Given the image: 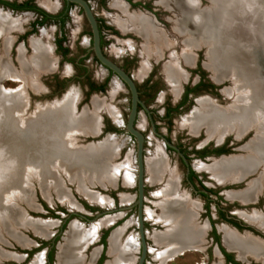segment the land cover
Instances as JSON below:
<instances>
[{"label":"rangeland","instance_id":"rangeland-1","mask_svg":"<svg viewBox=\"0 0 264 264\" xmlns=\"http://www.w3.org/2000/svg\"><path fill=\"white\" fill-rule=\"evenodd\" d=\"M48 1L54 3V7H57L56 10L61 7V0ZM88 1L92 7L93 12L98 16H103L106 22L110 23L111 19H118L116 22H120V20L123 19L121 13H119L113 7L105 9L104 6H102L96 0ZM141 1H144L145 4L148 6V9H152L155 13L156 19L158 21L156 23V27L161 30L158 31L159 33L156 31V34L164 37L165 41L173 42L175 44V53L180 54V52L183 51V42L186 35L177 33L174 29L175 24L172 29L173 15L170 9L163 5H159L157 3V0ZM34 2L38 7L43 10L52 11L44 7L41 4V0H34ZM199 5L207 6L208 4L206 0H201V2H199ZM70 12V16L66 20L64 27V34L66 38L64 45L69 49V59H60L59 54L54 51L52 39L54 36V32L57 29L55 25L53 23H49L44 27L45 31L47 32V42L49 45L50 58L51 60H54V65L52 69L42 72L36 77V84L38 86L40 85L39 87L37 86L36 89H33L27 87L24 80L20 78L13 79V77L11 76L0 75L1 89H4V91L6 92H8V89L10 88L14 91H17L19 89L17 92H15V94H22L21 98L24 99V106L18 113L20 115L23 114L19 116L20 119L25 121V123L22 124L18 122L19 124L17 123L18 126H16L13 124V120L8 119L7 117L5 118V115L0 113V116H3V119H6L3 121V131L12 132V137H10V134L5 135V133L3 134V131L0 130V149L3 150L5 155L7 154L4 148L9 145L8 139L10 138V149L13 150L15 146V143H12L14 137L13 131L17 129L16 133H19L18 131L22 132L27 130L28 122L30 119H33V117L35 116V112L37 114L38 111L46 109L54 111L55 109H57L55 107H57L58 102L63 100L65 97L70 98L74 96L77 109L75 115L77 116L82 114L83 112L88 113L86 114L88 116L90 112L94 111V104L98 107L97 110H95V112H97V115L95 116L99 117V124H97V128H99L100 133L97 136H90L89 133H86V135H84L83 133H77L74 135L75 139L72 142L73 144L71 146H68L70 148H74L76 146H82L89 142L99 141L104 137H110L109 141L112 142L113 147V155L110 160L115 166H117L118 171L116 172L114 176L115 178L111 183H101L99 182L98 176L103 173H98V166H95L93 168H87L84 165L81 166L77 164H69L66 165L67 167H65L58 161V164H56V162H54V164H49V173L46 174L45 177H41L39 176V174L37 175V173H39L38 169H35L33 166L27 165V172H25L26 175L25 177H23V180L21 182L22 186H19L20 189L11 188L1 194L3 197L1 198L2 203H4V205L6 206H4L3 209H0V264H32V262L36 260V258L39 260L38 264H40V262L42 261V252L45 250V247H38L36 246V244H38L41 240H47L49 237H51V235L56 233L63 218H66L67 225L64 226L63 232L62 234H60L57 246L59 243L62 242L60 239H63L64 234L67 232V228L69 230L70 225L74 222L79 223L80 226L84 230H86L93 224H101L104 221L110 220L105 225L99 226V228L97 229V239L92 241V243H90L82 250V259L85 264L89 262V254L91 250L94 249L93 252L96 251V253H99L101 251V244L99 238L101 237V234L104 231L112 228L113 226L114 230L111 232V234L115 230L123 228V233H121L120 238L124 240L128 236H133V238L137 241L138 245L135 208L134 206H128L133 203L136 194L134 162L135 142L133 137L127 136V133L123 129V123L125 121L129 106L128 93L125 87L117 79H115L113 75L109 74L106 69L101 67L92 59L91 53H87V56L81 62L86 67L85 75H83L84 71L79 66H76L74 64V61L77 60V58H79L80 56H84L83 54L85 51H89V27L85 19L83 18V14L78 10L77 7H72ZM23 15L26 14L15 12L13 15L10 16L18 18ZM33 18L34 16L27 15L26 20L23 21L20 25L21 28L10 32L11 40L4 56H6L7 60L15 70H19V52L22 50L24 57L28 60L33 51L30 45L31 40L34 38L41 37L40 31V33L34 32L32 34L27 35L24 40L18 38V36L24 31L29 30V22L32 21ZM123 22H130V18L128 15L126 20H123ZM173 30L177 35L173 33ZM123 37L124 36L121 35L110 36L108 34H105L103 37L104 41L102 44V50L107 56L112 59H115V61H117L118 63H121L124 58L130 60L129 57L131 56L128 55L127 52V48H129V46L126 45L127 39ZM130 39V41H132L135 46V50L138 51L140 54L136 52L138 55L134 56V58L132 59L135 62H130L128 65H126V68L127 71L132 75L137 86L139 87V90L141 91V99L145 102V105L148 107V109L152 110L155 114L154 120L157 124V132L163 135L165 134L172 142H178L179 144H182L184 147L188 148H196L202 145H212L213 143H217L214 138H207L205 129L203 127L198 129V131L196 132H191L188 128L179 126L180 118L187 115L188 113H190L191 110L195 108L196 104L193 102L189 103V105L185 108H181L178 112L172 114L168 119H162L164 107L173 105L177 99V90L175 92L171 90V86L167 83L168 80L167 78H165L166 76L164 75L160 67V63L162 64L170 60L168 58L169 51L165 49H162L160 51L163 54L161 62H159L157 65H154V68L152 70V84H149V86H143L142 80L144 73L140 72L141 66L139 63L143 61L142 57H145L143 51L145 46L149 48V56L155 58L157 54L155 53L157 51H154L155 40L150 37L144 38L137 35L132 36V38ZM192 53V62H194L193 68L195 67L196 63H199L203 67L200 69L202 70L206 79L211 78L210 71L204 65V62L206 61V50L203 49V47H196L192 50ZM1 60L2 51L0 38V64ZM180 65L181 68L185 67L182 66V64ZM53 75H55L59 80L67 78L70 80L61 89L54 83L52 79ZM195 78L196 75L191 74L189 81H194ZM105 79L107 83L102 92H87L86 83L88 80L95 83H99ZM184 85L179 84L180 87L178 86V88H182L184 87ZM229 86H231V82L229 79H225L220 84L215 85L216 90L212 92V101H214L219 106H224L228 104L230 100L225 99L223 89ZM62 94L63 96L60 98ZM203 95H205V93L198 92L196 94V96L201 97ZM198 98L200 97H197V99ZM111 111L116 114L117 119L119 121H117V119L114 120ZM115 122L117 124L118 122H121L120 126H115ZM148 122L149 121L145 116L144 112L139 109L137 112V116L134 120V124L135 127L144 136L143 156L146 160L149 155V152L155 149L157 145L160 148V151L163 154L164 158L166 159L169 169H173L175 171L178 189L183 192L186 195L187 199L190 200V202H192L196 206L193 209L195 212L193 223L195 225L198 224L197 226L203 227V231L200 236L203 242L202 245H200V250L204 252V250L206 249V245L210 244V241L207 239L210 237V228L207 225L206 214L200 210V206L203 203V199L198 195L190 193V190L183 179L185 171L183 165L180 163V161L173 152L164 149L162 139L155 137V135L151 132V128ZM54 123L55 122H53V124ZM106 123L107 126H109V128L113 130L103 131V128L106 126ZM48 135L49 137H51L49 133ZM252 136V131L246 132V134L242 136L243 142H248L249 139L252 138ZM223 138H225V141L229 143L230 147L228 153H225L224 156L231 157L243 154V149L241 148L242 145L239 146L241 142L239 145L238 143H235L238 138H236L232 133L225 134L222 139ZM66 139L68 140V136ZM245 144L246 143H244V145ZM238 146L239 149L241 148L240 150L238 149ZM63 155L61 154V158L65 159ZM218 160L219 157L212 155L209 156L208 160L204 161L202 159H195L194 156H191L190 163L193 169L198 174H201L202 177H209L208 179H204L205 184L213 186L214 188L220 187L219 189H223L222 192L224 195V199L223 202L220 203V207H225V214L227 216L233 217L235 221H238L240 223L248 222L242 218L241 214L243 212H261L260 207H255L251 204H237L238 201L234 200V198H238L229 196L228 192H238L245 189L252 180L258 178V176L263 171V168L258 167L253 173H249L247 174V176L245 175V178H239L241 179L240 182H228L223 186H220L218 185L219 182L211 176V173L202 168V166L210 165ZM36 161L39 165L38 160ZM106 161L107 160L102 161L103 163H101V165L103 167L107 166L108 163ZM125 164H127V168H129V170H125L124 168H122ZM10 167L11 166H8L7 168ZM120 167L122 169H120ZM0 169V176L2 175V177H0L1 184L8 178L4 177L8 174H3V165L1 162ZM126 172H128V176L131 177L128 183H125L123 180V178L127 174ZM147 177L148 176L145 170L143 217L145 240L148 251L146 253L144 261L145 264H159L158 261L153 258V251L159 247L155 244L153 240V235L154 233L163 231L164 226L160 222H156L154 220L155 215L160 213V209L155 206V198L153 195L158 185L150 183ZM82 188H85L88 192H91L94 195L103 197L106 200V203L99 204L88 200L85 195L80 193V189ZM238 200L241 203L253 201H242L240 199ZM261 203H264V196L261 197ZM83 204H89L92 205V207H94V205H97L100 209H109L111 207H115L116 204L118 206L128 207L126 209H121L118 212L111 211L109 213L93 216V213L86 209ZM196 209L197 211H195ZM70 212L86 215L89 219L84 220L78 216L71 215ZM209 216L212 218V222L216 230L221 232L222 237V228L223 226H226L232 231L236 232L238 235L250 237L252 239H256L259 242L264 243V237H261L256 232L250 231V229H235L229 223L223 221V219H221V217H219L216 211H214L213 209L210 211ZM35 222L46 223L47 229L44 232V235L38 234V232L33 229L32 225ZM254 226L258 227L257 225ZM260 229L262 230V228ZM111 234L110 236H108V248ZM223 243L225 244L224 239ZM28 250L30 252L27 253ZM138 252L139 250L137 246V248L132 251V259L129 264H136ZM229 253H231L234 257L236 256L240 263L264 264L263 260L256 259L251 255H246L244 258H241L236 250L235 252L232 251ZM199 254L200 253L183 251L182 255H178L177 257H175V255H171L168 258H172V260H164L161 261L160 264H191L192 261L198 258ZM107 255L108 250L106 249L104 261H109V255ZM219 259H222L221 256L215 253V251L213 250V253L209 257L207 264H215V262ZM53 262L54 264L56 263L55 258L53 259Z\"/></svg>","mask_w":264,"mask_h":264},{"label":"bare ground","instance_id":"bare-ground-1","mask_svg":"<svg viewBox=\"0 0 264 264\" xmlns=\"http://www.w3.org/2000/svg\"><path fill=\"white\" fill-rule=\"evenodd\" d=\"M162 2L164 4L173 3L176 15L174 29L177 33L186 35L183 52L181 51L184 60L189 61L190 55L188 54L196 47H205L206 65L212 71L213 77L218 81L229 79L231 82V86L223 89L225 99L230 100L228 104L218 106L208 98H200L198 106L180 118L179 126L186 127L191 132H196L203 127L207 138L212 137L216 141H220L228 133H232L236 138H241L246 132L252 131V138L242 147L243 154L221 157L218 161L202 166V168L209 171L218 182H222L226 179L242 178L253 173L258 167H262L263 171L258 178L252 180L245 189L228 192L229 196L237 197L242 201L254 200L258 194H264V0H208V5L203 8L199 6L197 0H162ZM41 4L47 9H52L54 6V3L48 0H41ZM112 4L121 9L118 2L113 1ZM128 16L131 23H117L122 27L136 24V27L140 28L139 30L147 38L155 40L154 51L160 52L162 49L169 51L170 60L164 66V71L171 90L175 92L180 81L184 78L174 62L175 44L165 41L164 37L157 35L155 27L147 18ZM26 18L27 14L14 18L8 12L0 10L2 51L0 75L11 76L13 79L20 78L24 80L27 87L36 89L38 86L36 77L40 73L52 69L54 65V60L50 58L47 32L42 30L41 37L31 40L30 45L33 52L28 60L24 57L23 52H19V70H15L4 56L11 40L10 32L20 29V25ZM143 51L146 55L149 54L147 46ZM145 61L141 65L140 72L142 73L147 69ZM1 90L3 94L0 93V113L5 115V118L13 120V124L16 126H18V122L25 123L20 119L23 114L18 113L24 106L22 94H8L14 92L11 88L8 89V92L4 89ZM74 98V96L62 98L63 100L58 102L55 107L57 109L54 111L46 109L38 111L37 114L35 112L33 119L28 122L27 130L16 133L17 129H14L12 143H15V146L13 151L9 152V147L4 148L7 153L5 155L0 149L2 172L8 174L4 177H9L10 180L15 178V181L18 180L17 177H25L26 166L32 159L38 160L39 165L36 164L38 167H33L38 169L37 175L42 177L45 155H47L45 147H49L51 141L54 143L53 147H59L57 153H60V157L61 154H64V158L69 161L74 157L78 162H88L98 166V173H103L98 176L99 182L111 183L113 181L118 170L110 160L113 155L111 141L105 140L98 146L89 144L83 148L76 145L74 148L69 147L73 144L75 134H94L98 124L97 116H95L97 115L95 110L98 107L94 104L95 109L88 116L86 112L77 116L71 107ZM111 113L116 120V114L113 111ZM0 118V130L3 131V121L6 119H3V116ZM117 121L119 120L117 119ZM51 122L55 123L51 124ZM55 141H58V145H62V147L56 145ZM37 144H42L39 152ZM105 160L108 164L103 167L101 163ZM23 161L27 163H23ZM144 163L148 181L158 185L153 195L155 206L160 209V213L155 215L154 220L160 222L164 226V230L153 235L155 244L159 246L153 251V258L160 264L176 251L199 245L203 227L193 223L195 213L193 209L196 206L178 189L176 173L173 169H169L168 163L157 145L149 152L146 160L144 158ZM8 166L11 167L7 168ZM122 168L129 170L127 164ZM122 168L120 167V169ZM126 173L123 180L128 183L131 177L128 176V172ZM11 183L12 181L4 187L0 184V201L3 198L1 194L13 188ZM80 193L90 201L99 204L106 203L103 197L94 195L85 188L80 189ZM3 208L4 205H0V209ZM241 216L248 223L257 225L259 229L264 230V212H243ZM108 221L110 220L101 224H93L86 230L77 222L71 224L63 243L58 247L56 264H85L82 259V250L97 239V229ZM32 227L40 235H44L47 229L44 222H35ZM122 231L123 228H120L112 234L110 233L107 264H129L132 259V251L137 248V241L133 236L122 240L120 238ZM222 231L225 244L229 248L235 249L241 258L251 255L264 261V243L238 235L226 226H223ZM95 254L96 251L93 252V256ZM38 262L39 260L36 258L32 264H38ZM215 264L218 263L215 262Z\"/></svg>","mask_w":264,"mask_h":264},{"label":"flooded vegetation","instance_id":"flooded-vegetation-1","mask_svg":"<svg viewBox=\"0 0 264 264\" xmlns=\"http://www.w3.org/2000/svg\"><path fill=\"white\" fill-rule=\"evenodd\" d=\"M3 1H6L8 3H14V4H20V3L27 1L28 4L33 5L38 10L42 11V13H39L34 9H14V8H11L10 6H6V5L0 3V10L8 12L9 15H13L15 12H20L21 14L26 13L27 15L34 16L33 20L29 22V30L24 31L22 34H20L18 36V38H20L21 40H24L27 35L32 34L34 32L40 33V31H41V33H42V30H45L44 27L47 24L53 23L55 25V27L57 28L54 32V36L52 39L54 51L59 54L60 59H63V60L69 59V57H68L69 49L64 45V42L66 39L65 34H64V27H65L66 20L70 16V13H71L70 10L72 7H77L78 10L81 12V9L78 6L71 4V3L66 4L63 0H61L62 3H61V7L59 9L56 10L57 7L53 6V8L50 9L52 11H46V10H43L40 7H38L35 4L34 0H22V1L3 0ZM86 1L88 2L89 6L92 10V7H91L89 1L88 0H86ZM96 1H98L102 6H104L105 9H107L109 7H113L119 13H121V16L123 17V19L120 20V22H122V23H123V20H126L127 15L142 16V17L147 18L150 21V23L155 27V31H157V32L161 31L158 27H156V23L158 21L156 19L154 11L152 9H148V6L145 4L144 1H141V0H96ZM113 1L118 2L121 6V9L114 7L112 5ZM197 1H198V4H199V2H201V0H197ZM206 2L208 4V0H206ZM157 3L159 5H163V6L166 5L165 7L170 9V11L173 15V19H172V29H173V26L175 24L174 19L176 16L173 3L170 2L169 4H164L162 2V0H157ZM205 6H201V7L203 8ZM92 13L96 19L97 27L99 30V45H100L101 51L103 52V54L105 56H107V55L102 50V44L104 41L103 37L105 34L106 35L108 34L110 36L121 35V36H124L123 38L127 39L126 45L129 46V48H127V52H128V55H131L129 57L130 60L124 58V60L121 63H118L117 61H115V59H112L109 56H107V57L110 58L112 61H114L118 66H120L132 78V80L136 86L137 92H138V98L145 105V102L141 99V91L139 90V87L137 86L132 75L127 71L126 65H128L130 62L134 61L132 59L134 58V56L138 55L136 53L138 51L135 50V46H134L133 42L130 41L131 40L130 38H132V36H134V35L144 37V38H147V37L141 32V30H139L140 28L138 29L136 27L137 25L134 23L131 26L122 27L116 22L118 19L117 20L111 19V21L109 23V22H106L104 20L103 16L96 15L93 12V10H92ZM83 18H84V16H83ZM173 33L176 34L174 30H173ZM88 42H89V47H90V32H89V41ZM23 44H24V41H23ZM89 47H88L89 51L88 52L85 51L83 54L84 56H80L79 58H77V60L74 61V64L76 66H79L84 71L83 75L86 74V67L81 62L87 56V53L92 54V51L89 49ZM174 47H175V45H174ZM63 48L67 49L66 54H62L61 50ZM204 48L205 47H203V49ZM182 52H180V54H176L174 51V54H175L174 62L177 65L178 69L181 71V73L184 75V78L180 81L179 84H183V85L185 84V85H184V87L177 89V99H176L175 103L173 105H169V106L164 107L163 113H162V116H163L162 119H168L172 114L178 112L181 108H185L191 102L195 103L196 106H198V99H200V98H208L211 100V102H213V104L218 105L214 101H212V98H211L212 92L216 90L215 85L220 84L221 82L224 81V79L218 81L213 77L212 71L206 65L207 58L205 56L206 61L204 62V65L211 73V78L206 79L205 75L203 74L202 70L200 69L203 67L199 63H196L195 67L193 68V64H194V62H192L193 53L191 52L188 54V55H190V59H189V61L186 62L183 58ZM162 54L163 53H161V52H157L155 58H153V57H150L149 54L145 55V53H144V56H145L144 58L146 60L145 64H146L147 69H145L146 71L143 72L144 73L143 80H142L143 86H149V84H152L151 83L152 82V74L151 73H152V70L154 68V65H157L159 62H161ZM167 57H168V55H167ZM144 58L142 57L143 61H141L139 63L140 66L143 64ZM168 58L170 59V57H168ZM92 59L96 63H98L95 60L93 55H92ZM167 63L168 62H164L162 64L160 63V67H161L162 72L164 73L165 76H166V73L164 71V66ZM180 64H182V66H185V67L181 68ZM108 72H109V74L113 75L112 72H110V71H108ZM191 74L196 75V78L194 79V81L193 80L189 81ZM52 79H53L54 83L56 84V86H59L61 89L70 80L68 78L59 80V79H57V77L55 75L52 76ZM106 83H107L106 79L103 80L102 82H99V83H95V82L88 80L86 83L87 92L88 93L102 92L104 90ZM100 85H103L102 91L97 90V87ZM198 92L205 93V95H203L202 97L196 96V94ZM127 93H128V91H127ZM128 97H129V94H128ZM197 97H200V98L197 99ZM146 108H147L149 114H147L139 105L137 106V112L139 109H141L144 112L145 116L147 117V119L149 121L148 122L149 125H150V120H149V117H150V119L153 123L154 129H155V132H156V133H153L155 135V137L160 138V139L163 138L164 140L168 141L170 144L174 145L177 148V151H175L174 149L168 147L162 139L164 149L173 152L176 155V157L178 158V160L180 161V163L183 165V167L185 169L183 179H184V182L186 183L187 187L189 188L190 193L194 194V195H198L199 197H201L203 199V203L200 206V208H201L200 210L206 214L207 225L210 228V230H209L210 237L207 238L210 241V244L206 245V249L204 250V252H202V250H200V245H202V242H203L202 238H200L201 242L199 243V245H197L198 247L197 246H191V247L183 248L180 251H176L173 255H175V257H177L178 255H182L183 251L200 253L198 258L195 259L194 261H192L191 264H207L209 257L212 255L213 250H214L215 253L220 255L222 258L221 260L220 259L217 260L218 262L216 261V263H218V264H246V263H240V261L238 260V258L236 256L234 257L231 253H229L232 251L235 252V250L233 248H229L226 244L223 243L222 234L220 231L216 230L215 226L213 225L212 218L209 216V213L213 209L214 211H216L217 215L219 217H221V219H223V221L229 223L235 229L244 228V229H250V231H252V232H256V231H254L250 227L242 226L241 223L238 221H235L233 219V217L227 216L225 214V211H226L225 207H220V203H222L223 199H224V195L222 192L223 189H219L220 187L214 188L213 186H209V185L205 184L204 179H208L209 177H202L201 174H198L193 169V167L190 163L191 156H194L195 159H202L204 161V160H208L209 156H211V155L219 157L220 155H224L225 153H228V151L230 149L229 143L227 141H225V138H223L222 140L217 141V143H213L212 145H202V146L196 147V148H188V147H184L182 144H179L178 142H172L165 134L163 135V134H160L157 132V124L154 120L155 114L152 110L148 109L147 106H146ZM136 116H137V113H136ZM114 125L117 126L116 123H114ZM108 130H113V129L109 128V126H107V123H106V126L103 128V131H108ZM127 136H129V135L127 134ZM129 137H131V136H129ZM242 139H243V137L238 138L235 143H238V145H239L241 142V144L239 146H241V145L243 146L244 143H247V142H243ZM239 146H238V149H239ZM242 146H241V148H242ZM178 153H181L183 155L186 163H184L182 161V159L180 158ZM186 169H187V171H186ZM245 177H243V178H245ZM240 181L241 180H239L238 182H240ZM144 193H145V188H144ZM262 196H264V194L260 193L255 197V199L253 201L246 202V203H241L236 198H234V200L238 201L237 204L238 203L242 204V205L243 204H251L252 206H255V207L259 206L260 211L263 212L264 211V203H261V197ZM143 202H144V200H143ZM83 205L86 209H88L89 211H91L93 213V216H95L96 212H100L102 210L97 205H94V207H92V205H89V204H83ZM128 206H133V205L131 204ZM128 206H121V207H125L124 209H126ZM118 207H120V206H118L116 204L115 207H111V208H118ZM118 211L119 210H115L114 212H118ZM70 214L74 215V216H78L84 220L89 219L86 215H83V214H78V213H70ZM66 225H67L66 218H63V220L61 221V223L58 227V231L56 233L51 235V237H49L47 240H41V241H39L38 244H36V246H38V247H45V250L42 252V261L40 262V264H54V262H53L54 258L56 259V262H57L58 247L61 243H63L66 233L64 234L63 239L62 238L60 239L62 242L59 243L58 246H57V242L60 238V234H62V232H63L64 226H66ZM113 229H114V226L112 228L104 231L101 234V237L99 238V241L101 244V251L99 253L97 252L93 256V250L94 249L91 250V252L89 254V262L87 264H103L104 258H105V251H106V249L108 250V245H107L108 243H107L106 239H107L108 235H110V232ZM67 230H68V228H67ZM256 233H258V232H256ZM103 235H104V237L102 240ZM258 235H260L261 237H264L259 233H258ZM88 245H86V246H88ZM137 246H138V250H139V242H138ZM28 252H30V251L28 250L27 253ZM164 260L170 261V260H172V258L170 259V258L166 257Z\"/></svg>","mask_w":264,"mask_h":264},{"label":"water","instance_id":"water-1","mask_svg":"<svg viewBox=\"0 0 264 264\" xmlns=\"http://www.w3.org/2000/svg\"><path fill=\"white\" fill-rule=\"evenodd\" d=\"M63 1L66 4H68V3L74 4V5L78 6L81 9V12H82L87 24H88V27H89V32H90V47H89V49L92 51V55L94 56L95 60L102 67H104L106 70L112 72V74L115 77V79H117L126 88V90L128 91V94H129V106H128V110H127L125 121L123 123V129L129 136L133 137L134 142H135L134 162H135V191H136V194H135V199H134L132 205L135 207L136 233H137V238H138V242H139V253H138V256L136 258V264H145L144 260H145V256H146V253L148 251V248H147V244H146V240H145L143 205H142L143 204V200H144V183H145V178H144L145 163H144V156H143L144 136L135 127L134 120L136 118L137 106L138 105L147 114H149V113H148V110H147L146 106L138 98V92H137L136 86H135L132 78L120 66H118L114 61H112L110 58L105 56L103 54V52L101 51V48H100V45H99V30H98V27H97L96 19H95L93 13H92V10H91L88 2L86 0H63ZM15 92L16 91L8 93V94H12L13 95V93H15ZM0 93L3 94V91L1 89H0ZM62 96H63V94L60 96V98ZM72 108H73L74 112H77L76 111L77 109H76V101L75 100L72 103ZM97 119H98V124H99V117H97ZM149 120H150L151 132L152 133H156L150 117H149ZM51 124H53V122H51ZM120 124H121V122H119L118 124L116 123L117 126H120ZM4 133H5V135L6 134H10V137H12L11 136L12 135L11 131H3V134ZM99 133H100V130L97 128V130H96V132L94 134H89V135L90 136H97ZM83 134L86 135V133H83ZM9 140H10V138L8 139V142H9ZM105 140L109 141L110 137H104V138H102L99 141L86 143V144L82 145L81 147L82 148L86 147L89 144H91V146L92 145L98 146V145H100V143L104 142ZM163 141L168 147H170V148L174 149L175 151H177V148L174 145L170 144L168 141H166L164 139H163ZM55 143H56V145H58V141H55ZM44 144H45V142H44ZM53 144L54 143H51V141H50V143H49L50 146L49 147L48 146L45 147V152H46L47 155H45L46 159H45L44 166L41 165V166H43V170H44L43 176H45L46 174L49 173L48 165L49 164H54V162H56V164H58V161L60 162V164H62L65 167H67L66 165H69V164H77V165H81V166L84 165L87 168L95 167L94 165L89 164L88 162H78V160L76 158H74V157H72L73 159H71L70 161H69V159L61 158L60 155H59L60 153L59 154L57 153V149H59V147L55 148V147H53ZM40 146H42V144H39V145L37 144V148H39V150L37 149L38 152L41 150ZM45 146H46V144H45ZM58 146L62 147V145H58ZM8 147H9V151L10 152L13 151L12 149H10V147H11V143L10 142H9V145L6 146V148H8ZM32 149H34V148H32ZM67 149H69V148H67ZM178 155L180 156L182 161L184 163H186L185 158L183 157V155L181 153H178ZM221 157H227V156L220 155L219 158H221ZM61 161H62V163H61ZM23 163H26V162L23 161ZM28 163H29V165H32L34 167L37 166L36 165L37 161H35L34 159H32V161H30ZM186 171H187V169H186ZM17 178H18V180L15 181L14 180L15 178L13 180H10L9 177H8L5 181H3L1 183V185H3V187H4L8 183L10 184V182L12 181V183H11V185L13 186L12 189H14V188L17 189V188H19V186L20 187L22 186V183L20 185V182H21V180H23V178H21V177H17ZM239 180H241V179H228V180L219 182L218 184L220 186H223L224 184H226L228 182H234V181H239ZM1 185H0V187H1ZM1 202H2V199L0 201V205L3 206L4 203H1ZM4 206H6V205H4ZM124 208L125 207H121L120 206L118 208L102 209L100 212H96L95 216L100 215V214L109 213V212L115 211V210H121V209H124ZM70 213H75V212H70ZM241 225L244 226V227H250L254 231H256L259 234H261L262 236H264V231H262L261 229H259L256 226H254L253 224L245 222V223H241ZM106 241L108 243V237H107ZM107 261L108 260H105L103 262V264H106Z\"/></svg>","mask_w":264,"mask_h":264},{"label":"trees","instance_id":"trees-1","mask_svg":"<svg viewBox=\"0 0 264 264\" xmlns=\"http://www.w3.org/2000/svg\"><path fill=\"white\" fill-rule=\"evenodd\" d=\"M0 3L6 5V6H10L11 8L14 9H34L39 13H42V11L38 10L37 8H35L33 5L28 4L27 1L20 3V4H14V3H8L6 1L0 0ZM62 54H66L67 53V49L63 48L62 50ZM97 90L102 91L103 90V85H100L97 87ZM104 235L102 236V240H103Z\"/></svg>","mask_w":264,"mask_h":264}]
</instances>
